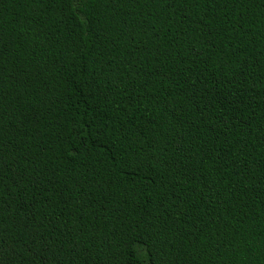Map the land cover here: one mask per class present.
I'll use <instances>...</instances> for the list:
<instances>
[{"label":"trees","instance_id":"trees-1","mask_svg":"<svg viewBox=\"0 0 264 264\" xmlns=\"http://www.w3.org/2000/svg\"><path fill=\"white\" fill-rule=\"evenodd\" d=\"M0 264H264V0H0Z\"/></svg>","mask_w":264,"mask_h":264}]
</instances>
